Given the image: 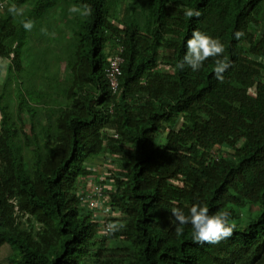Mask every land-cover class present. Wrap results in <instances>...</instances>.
Segmentation results:
<instances>
[{"label":"trees","instance_id":"1","mask_svg":"<svg viewBox=\"0 0 264 264\" xmlns=\"http://www.w3.org/2000/svg\"><path fill=\"white\" fill-rule=\"evenodd\" d=\"M83 4L90 15L69 12ZM193 29L224 45L222 81L215 58L176 66ZM121 48L114 95L106 70ZM3 60L0 187L21 209L16 223L0 195L11 264H264V0H13ZM100 161L113 168L104 206L125 225L105 237L81 199ZM194 203L229 211L232 236L198 244L189 224L177 237L171 210Z\"/></svg>","mask_w":264,"mask_h":264},{"label":"clouds","instance_id":"2","mask_svg":"<svg viewBox=\"0 0 264 264\" xmlns=\"http://www.w3.org/2000/svg\"><path fill=\"white\" fill-rule=\"evenodd\" d=\"M8 11L13 15V17L23 14L22 9L17 8L15 4L11 5L8 8ZM69 12L79 13L81 16L86 17L91 14V7L87 4L79 6L72 5L69 8ZM184 15L188 18H199L201 16V12L198 9L187 7L184 9ZM22 26L26 31H31L35 26V22L32 20H25L22 21ZM46 31V28H41L42 33L46 34ZM234 35L236 39H239L244 35V33L242 31H236ZM224 51V45L218 38H214L199 29H193L191 35L186 40V51L183 59L178 62L176 66L183 69L185 65H187L193 72H196L201 69L206 60L209 58H215L213 72L216 78L222 81L223 73L230 67L228 57L223 56ZM118 52L114 56L109 57L107 70L109 68V60L117 56ZM171 214L177 225L175 228L176 236H182L184 234L183 226L190 224L192 228V240L198 244H218L222 240L231 237L233 230L236 227L235 221L231 219L229 211L221 209L215 213H210L209 208L200 203H194L188 210L187 215L178 207L172 208ZM124 226L125 225L123 223H112L108 225L111 231L119 230ZM101 236L103 235L101 234Z\"/></svg>","mask_w":264,"mask_h":264},{"label":"built area","instance_id":"3","mask_svg":"<svg viewBox=\"0 0 264 264\" xmlns=\"http://www.w3.org/2000/svg\"><path fill=\"white\" fill-rule=\"evenodd\" d=\"M13 0H0V13L3 12L8 5ZM123 49L119 50V53L114 58L109 60V68L107 70V80L109 82L110 88L114 95H117L120 92L121 88V77L123 75ZM114 138H118V136L113 133ZM93 178V179H92ZM107 178L103 177H90L86 183L85 187L82 190V204L83 206L90 212H98L103 219L104 231L102 233L103 236L109 235L111 230L108 225L112 224L110 218L112 216V210L109 208H105L104 203L107 199V191L110 187L106 184ZM0 195H6L8 198L9 205L11 206V213L13 214V219L18 223L19 218L21 216V209L18 205V201L15 197L11 196L6 187H0Z\"/></svg>","mask_w":264,"mask_h":264},{"label":"rangeland","instance_id":"4","mask_svg":"<svg viewBox=\"0 0 264 264\" xmlns=\"http://www.w3.org/2000/svg\"><path fill=\"white\" fill-rule=\"evenodd\" d=\"M142 12L140 11H137V13L133 14V16H136V15H141ZM9 62L10 61H7V60H3L1 61L0 65L3 67L4 71H3V74L4 76L6 75V71L8 69V65H9ZM65 68H61V72L63 74ZM3 76V78H4ZM29 86V85H27ZM113 168L108 165L107 163H104L103 161L99 162L98 163V167H97V172L96 174H93L92 176L93 177H103V178H106L110 175V170H112ZM93 179V178H92ZM12 254V251L7 247H3L1 250H0V261L3 263V264H11L9 259H10V256Z\"/></svg>","mask_w":264,"mask_h":264}]
</instances>
